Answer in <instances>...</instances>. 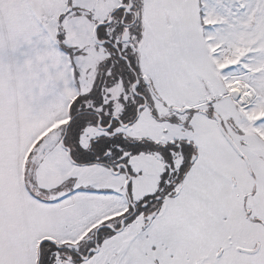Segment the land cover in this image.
<instances>
[{"label": "snow or ice", "instance_id": "6c2138e0", "mask_svg": "<svg viewBox=\"0 0 264 264\" xmlns=\"http://www.w3.org/2000/svg\"><path fill=\"white\" fill-rule=\"evenodd\" d=\"M0 264H264V0H0Z\"/></svg>", "mask_w": 264, "mask_h": 264}]
</instances>
